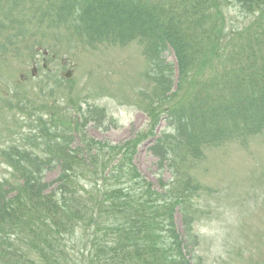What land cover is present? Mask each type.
<instances>
[{"label":"trees","instance_id":"trees-1","mask_svg":"<svg viewBox=\"0 0 264 264\" xmlns=\"http://www.w3.org/2000/svg\"><path fill=\"white\" fill-rule=\"evenodd\" d=\"M231 7L249 22L226 31ZM26 17L35 20L28 30ZM52 28L71 46L95 51L125 39L145 45L148 74L163 84L160 105L173 127L150 151L171 176L155 191L132 163L147 137L119 146L87 137L83 128L97 125L102 112H83L69 95L67 110L53 106L25 143L0 145V168L11 169L0 175V264H195L173 215L183 208L185 240L195 239L185 206L201 190L181 170L215 142L264 129V0H0V34L13 31L6 43ZM169 48L179 71L171 94L173 65L161 57ZM149 116L152 134L160 116ZM54 167L60 175L44 182Z\"/></svg>","mask_w":264,"mask_h":264},{"label":"rangeland","instance_id":"rangeland-1","mask_svg":"<svg viewBox=\"0 0 264 264\" xmlns=\"http://www.w3.org/2000/svg\"><path fill=\"white\" fill-rule=\"evenodd\" d=\"M226 15V26L231 29L238 23L239 18L229 10H226ZM131 43L126 47H114L102 55L96 54L93 57L89 52L67 49L71 47L65 39L31 38L28 41V49L21 51L19 56L16 53L12 60L9 56L0 59V104L3 99L17 98L21 103L27 100L31 108L43 107L48 111L50 105L35 102L42 98L40 87L44 92L52 89L61 93L59 101L62 105H66V91L72 88L71 93L77 96L78 100L81 99L83 105L87 102L91 107L98 106L106 112L107 117L100 120L98 129L87 128L89 136L102 142H123L132 136V132L145 128L147 119L140 111L122 106L120 99H107L106 96H100V92L105 89L104 85L113 82L118 71L129 63L130 66L124 68V71L127 69L126 72L137 79L140 93H145L147 84L142 83L146 82L144 71L147 60L143 55V46L136 41ZM0 44H6L4 35L0 37ZM44 51L48 52V71L42 69ZM11 52V47H8L6 53ZM53 52L57 55H53ZM1 54L5 53L0 50ZM6 60H11V63H2ZM33 60H37L36 66H33ZM168 60L170 61V58ZM34 68L37 75L31 77ZM67 69L73 70L70 79L72 85L59 78L61 72ZM153 163L149 153H144L141 148L137 166L141 174L148 179L154 178ZM48 173L46 180L51 182L57 175L56 172ZM163 174L165 179L169 178L166 171H163ZM196 175L210 183L212 192L209 194L212 222H205L196 228V231L203 235L200 239L201 264H264V208L259 206L264 205V133L251 141L248 148L234 145L226 148L221 154H205L203 160L199 161ZM215 204H218L220 209L216 210ZM244 222L247 227H242ZM243 249H248L247 255Z\"/></svg>","mask_w":264,"mask_h":264},{"label":"water","instance_id":"water-1","mask_svg":"<svg viewBox=\"0 0 264 264\" xmlns=\"http://www.w3.org/2000/svg\"><path fill=\"white\" fill-rule=\"evenodd\" d=\"M65 76H66V77H68V76H69V73H68V74H66Z\"/></svg>","mask_w":264,"mask_h":264}]
</instances>
